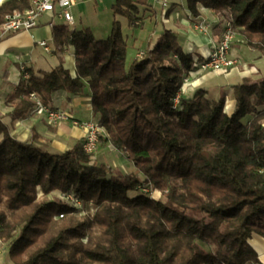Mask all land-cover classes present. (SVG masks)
<instances>
[{"label": "trees", "instance_id": "trees-1", "mask_svg": "<svg viewBox=\"0 0 264 264\" xmlns=\"http://www.w3.org/2000/svg\"><path fill=\"white\" fill-rule=\"evenodd\" d=\"M139 3L117 0L103 38L89 27L54 25V51L73 47L74 74L61 58L50 70L28 68L4 101L12 119H24L35 107L32 93L46 105L58 90L89 95L105 129L99 141L121 151L135 173L90 162L83 139L65 151L37 134L21 141L0 119V240L9 257L0 264H263L249 240L264 238V78L232 86L230 113L224 94L212 100L199 88L181 97L194 66L176 30L164 27L126 59L115 17L138 26ZM198 5L229 20L264 55V0H186L194 17ZM27 6L4 1L0 22ZM39 191L72 194L81 207L37 199Z\"/></svg>", "mask_w": 264, "mask_h": 264}, {"label": "crops", "instance_id": "crops-1", "mask_svg": "<svg viewBox=\"0 0 264 264\" xmlns=\"http://www.w3.org/2000/svg\"><path fill=\"white\" fill-rule=\"evenodd\" d=\"M4 1L6 0H0V5ZM89 1L75 0V4L71 8L74 24L70 28L89 27L95 34L94 25L83 24L79 18L80 13L78 14V11L74 13V8L79 4H88ZM92 1L94 2L93 13L95 16H99L106 10L114 17L112 7L117 0ZM139 2L141 19H139L138 26L127 27L126 21L122 17H115H119L118 19L122 23V32L127 38V61L139 56L148 42H154L162 34L164 27L176 30L179 33L183 50L192 48V56L197 58L208 53L221 36L222 18L202 5L197 6L198 15L194 17L186 7V0H169V7L166 10L168 15L163 14L162 7L157 0H139ZM198 23L205 25V30L196 29L195 25ZM106 24L103 26L104 30L107 28L104 34L108 35L111 26L110 20ZM52 28L43 21L39 26L30 30L4 36L0 34V119L8 123L11 134L21 141H29L33 134H37L41 140L49 144L51 149L65 151L76 141L83 139L82 124L84 122H96L98 119V114L92 111L89 95H70L63 90H58L52 94L50 105H46L52 109L60 108L67 111L79 124H73L71 120H67L50 125L46 121L45 114L36 110L35 107L28 117L12 119L9 115L12 108L4 102L7 94L13 86L19 83L22 74L28 68L35 72L50 70L59 64L61 58L63 66L71 74H74V49L69 46L62 52H55ZM40 40L46 41L49 50H45L38 44ZM230 56L236 59L240 67L233 68L226 74H213L202 72L194 66V69L190 71L191 83L186 84L185 88H181L180 96L191 98L197 89L205 88L209 97L216 99L223 91L226 95V111L230 113L234 108L232 86L264 78V55L249 48L242 38H236L231 47ZM102 143L104 144V157L110 160L117 158L115 153L117 150L110 143ZM98 160L101 161L99 157ZM252 240L254 242H250V244L264 264V241L258 236L253 237Z\"/></svg>", "mask_w": 264, "mask_h": 264}, {"label": "built area", "instance_id": "built-area-1", "mask_svg": "<svg viewBox=\"0 0 264 264\" xmlns=\"http://www.w3.org/2000/svg\"><path fill=\"white\" fill-rule=\"evenodd\" d=\"M162 7L163 14L169 7V0H157ZM75 4V0H34V3H28V6L22 10L14 9L11 14H14V21H1L0 34L1 36L16 33L18 31H26L35 28L45 22L49 26H53L54 20H61V24L71 27L74 24L71 8ZM202 30L206 26L202 23L197 24ZM224 36L223 52L218 56H210V62L193 65L200 70H211L217 73L228 72L233 65L236 64V59L230 56L232 42L234 41V33L231 30V22H228L225 28H222ZM38 44L43 46L45 50H49L45 40L38 41ZM210 52V51H209ZM24 68L22 67V70ZM27 77V73H24ZM32 95H35L32 93ZM35 109L42 111L45 115H49L51 125H56L60 122L71 120L73 124H79L77 120L63 109H52L46 106L41 99L35 95ZM83 148L90 154V162L95 158L94 153L97 149L99 138L105 135V129L97 122H84Z\"/></svg>", "mask_w": 264, "mask_h": 264}, {"label": "rangeland", "instance_id": "rangeland-1", "mask_svg": "<svg viewBox=\"0 0 264 264\" xmlns=\"http://www.w3.org/2000/svg\"><path fill=\"white\" fill-rule=\"evenodd\" d=\"M93 4H94V2L92 1V0H90L89 2H88V4H84V5H82V4H79L76 8H74V13H76V11H78V14L80 13V15H79V18L82 20V23L83 24H89V23H91L92 24V26L94 25V29H95V37H97V38H103V37H106L105 35H107V34H104L105 32V30L107 29V28H105V30H104V28H103V26H104V24L105 25H107L106 23H107V21L108 20H110V22H112V20H113V16H112V14H109L108 13V11H104V12H102L99 16H95L94 15V13H93ZM120 17V16H119ZM118 17V18H119ZM222 18V17H221ZM140 19H141V17H140ZM226 19H224V18H222V22L223 21H225ZM136 24H140V22L138 21ZM233 31H234V41L232 42V45H233V43L235 42V40H236V38H242V40H244L243 39V37L241 36V35H239L236 31H235V29H234V27H233ZM232 45H231V47H232ZM190 54V53H189ZM191 55V54H190ZM192 56V55H191ZM192 59H193V62H194V60H195V58H194V56H192ZM239 65H238V62H236V64L228 71V72H230L233 68H236V67H238ZM240 67V66H239ZM192 71V70H191ZM202 72H206V73H213V74H226V73H228V72H226V73H217V72H213V71H211V70H201ZM190 71L187 73V74H185L184 75V77H183V83H182V87L183 88H185L186 86V84H188V83H191V80H190ZM181 87V88H182ZM205 89V88H204ZM206 90V89H205ZM197 91V90H196ZM221 94H224V96H225V102H224V110L226 111L227 110V108H226V95H225V93L222 91L221 92ZM220 94V95H221ZM179 95H180V93H179ZM219 95V96H220ZM207 96L209 97V95H208V91H207ZM210 99H211V97H209ZM218 98V97H217ZM216 98V99H217ZM233 98V97H232ZM212 100H215V99H212ZM175 102L177 103L178 102V98H176L175 99ZM227 112V111H226ZM228 113V112H227ZM97 122V121H96ZM51 125V124H50ZM103 147H104V144L100 141V143L98 142V144H97V149H96V151H95V153H94V156H95V158L93 159V161L92 162H99V160H98V157H99V159L102 161V163L105 165V166H107L108 168H110V169H116V170H118V171H120L121 173H135V168H134V166H133V164L130 162V161H128L126 158H125V156H124V154L123 153H121V151H119V150H117L115 153L117 154L116 156H117V158L115 157V158H113V160L111 159H109V158H105L104 157V155H103ZM118 152V153H117ZM120 152V153H119ZM90 159H91V157H90ZM114 159H116V160H114ZM100 161V162H101ZM104 162H106V163H104ZM119 162V163H118ZM142 189V188H141ZM149 190V191H148ZM148 190L147 189H142L141 190V192H147L148 194H150L151 196H153V197H155V198H158V199H161V200H163L164 199V196H163V194H162V192L161 191H158V190H151V189H149L148 188ZM42 197H44V198H46L47 200H52L54 197H56V198H59V199H61L62 201H66V200H68L70 203L71 202H74L78 207H81V203H80V201L78 200V199H76V198H74L73 196H72V194H68V193H63V192H59V191H53V192H51V193H49V194H47V195H43L42 194V192L41 191H39L38 193H37V199H40V198H42ZM90 212H92V207L90 206ZM85 211H83L82 209H81V212H80V214H82V213H84ZM256 236H258V237H260V238H262L261 236H259V235H256V234H253L252 235V238L249 240L251 243H253L254 241L252 240L253 239V237H256ZM262 240L264 241V238H262ZM201 245L204 247V248H206V250H209V247L207 246V245H205L204 243H201ZM7 262H9V257H8V245L6 244V243H3L1 240H0V263H7Z\"/></svg>", "mask_w": 264, "mask_h": 264}, {"label": "bare ground", "instance_id": "bare-ground-1", "mask_svg": "<svg viewBox=\"0 0 264 264\" xmlns=\"http://www.w3.org/2000/svg\"><path fill=\"white\" fill-rule=\"evenodd\" d=\"M28 3H34V0H29ZM2 21H14V14H11V12L9 13H6L3 17V20ZM228 22H230L229 20H225L223 21V26L222 28H225L228 24ZM57 24H61V20H54L53 21V26L54 25H57ZM52 26V27H53ZM195 28L200 30L201 31V28L197 26V24L195 25ZM231 30L232 32L234 33L233 31V26H232V23H231ZM223 47H224V36L221 32V36L220 38L217 40V42L215 43V45L213 46V48L210 50V52L206 53V54H203L201 57L197 58V57H194L195 60L193 62V65H197V62H200V63H207V62H210V56H218L219 54H221L223 52ZM185 53L187 54H191L192 55V52H193V49L192 48H187L186 50H184ZM234 66V65H233ZM33 96V99H34V102H35V95H32ZM45 118H46V121L47 122H50V117L49 115H45Z\"/></svg>", "mask_w": 264, "mask_h": 264}]
</instances>
